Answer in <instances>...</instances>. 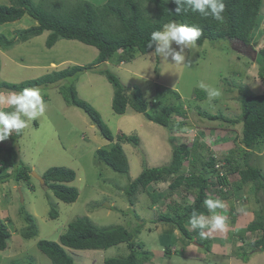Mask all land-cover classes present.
Wrapping results in <instances>:
<instances>
[{
    "label": "rangeland",
    "instance_id": "rangeland-1",
    "mask_svg": "<svg viewBox=\"0 0 264 264\" xmlns=\"http://www.w3.org/2000/svg\"><path fill=\"white\" fill-rule=\"evenodd\" d=\"M87 1L100 6L107 0ZM9 2L0 0V4ZM34 25L36 20L26 15L15 22L0 25V32L13 38L18 30ZM49 34L50 31H45L27 41H18L8 49L0 48V82L21 83L45 76L55 69L92 64L98 57L99 51L95 46L78 40L60 39L48 48L46 41ZM172 47L179 50L175 43ZM262 47L264 19L250 44L244 45L235 39H222L217 44L206 41L202 46L195 42L185 49L183 65L170 64L173 63L171 59L163 61L162 57L152 55L154 50L148 54L136 52L130 61L120 63L118 55H115L92 71L35 86L39 88L44 101L43 115L34 120L23 117L26 124L22 135L14 141L8 138L0 142L4 146H16L20 162L32 169L28 183L17 181L14 176L6 182H0V221L5 222L12 234L8 247L0 250V264H52L51 259L38 248V241L43 238L58 240L69 223L78 217H88L99 227L139 229L141 232L135 240L136 249L140 253L143 250L152 253L149 255L150 260L144 264H245L235 255L243 250L251 253L246 264H264V250L253 244L261 235V230L251 232L247 229L252 221L258 219L259 213L264 215V188L256 191L253 181L244 182L239 200L236 196L238 190L233 185L241 180L240 173L226 176L231 185L223 190L226 192L227 189L230 194L227 198H219L225 207L216 210L226 218V230L216 231L208 237L222 242L231 239V244L234 243L226 250L222 248L220 254L206 251L205 245L196 241L197 246L183 250L182 244L189 243L187 239L181 237L177 240L172 230L162 234L160 227L151 223L162 210L175 202H194L196 195L190 190L180 187L171 191L173 176L149 185L138 194L134 204H131L133 197L126 192L131 180H135L144 168L168 165L172 161L175 146L179 143L192 146L198 138L205 146L197 149L205 154L206 159L211 155L221 159L216 162L221 168L226 164L224 157L230 156L240 162L238 167L244 168V161L247 160L264 174V140L255 145L248 157L238 147L241 124L212 121L205 115L223 113L229 118L239 117L241 85L256 93L264 92V80L259 77L261 64L257 62ZM104 69L116 73L128 90L139 87L149 102V112L157 108L159 102L160 108L164 103L171 105L182 102L186 109L185 115H174L175 122L171 128H167L149 120L145 114L130 106L124 114H117L112 108L114 87L104 74L97 72ZM201 83L219 88L221 94L209 99L207 92L200 87ZM73 84L78 96L99 111L115 136L125 134L138 137V145L133 142L122 144L130 163L129 174L117 173L98 160L97 150L109 148L112 143L101 135L99 127L82 109L69 103L70 86ZM19 91L0 85V94L5 97ZM13 110L11 105L0 104V111ZM190 129H195L198 135L189 132ZM170 137H173V141ZM55 166L75 170L76 178L70 183L79 190L75 202L60 200L49 186L43 185L33 175L36 172L43 177L49 168ZM198 166L201 168L200 163ZM8 171L11 173L13 169L8 168ZM215 175V171L207 173L212 181L217 182V186H222ZM150 192L159 194L157 202H153ZM235 209L239 212H235ZM52 210L57 211V217L51 216ZM23 211L33 215L39 230L38 236L29 239L21 236L20 230L28 224L23 218ZM210 215L209 212L206 216ZM233 216L235 221L232 220ZM233 233L234 237L230 238ZM160 239L173 242L169 246V254L164 251ZM236 246L241 248L236 251ZM69 251L76 264H104L106 258L126 256L129 249L123 243L107 250ZM226 252L230 254L229 258L224 256Z\"/></svg>",
    "mask_w": 264,
    "mask_h": 264
},
{
    "label": "trees",
    "instance_id": "trees-1",
    "mask_svg": "<svg viewBox=\"0 0 264 264\" xmlns=\"http://www.w3.org/2000/svg\"><path fill=\"white\" fill-rule=\"evenodd\" d=\"M224 3V19L223 21H216L211 17H202L198 12L191 11L187 5H185L186 11L176 14L174 10L177 5L173 0H107L100 6L87 0H40L39 2L35 0H10L9 4H0V25L15 22L26 15L34 18L36 25L28 29L18 30L13 38H8L6 34L0 32V48L8 49L18 41H27L45 31H50L46 41L48 48L53 47L60 39H69L95 46L99 53L92 64H75L63 69H55L39 78L21 83L0 82V85L10 89L22 90L47 82L73 78L87 70L92 71L96 66L107 62L115 55H118L120 63L130 61L136 52L148 54L155 50V45L152 48L148 47L151 33L162 30L163 25L173 21L200 27L202 35L196 41L199 46H202L206 41L217 44L222 39H235L246 45L250 44L264 19L262 13L264 0H224ZM257 62L261 64L259 77L264 80V47L258 53ZM97 72L104 74L114 87L112 108L117 114H124L127 107L130 106L137 112L145 114L149 120L171 128L175 122L173 116H184L186 113L182 102L171 105L164 103L161 108L159 102V106L149 112V102L144 98L139 87L136 86L128 90L120 77L110 69ZM239 91L241 109L239 117L229 118L223 113L205 115L212 121L233 125L241 124L242 131L238 147L249 157L251 155L249 152L255 145L264 140V92H253L244 85L240 86ZM68 101L71 105L82 109L91 121L99 126L101 135L112 143L109 148L102 147L97 150L98 160L117 173L129 174L130 163L122 144L133 142L138 145V137L125 134L115 136L102 119L99 111L91 103L78 96L75 84L70 86ZM21 135L22 130L19 133L14 131L9 137L10 141L11 139L14 141ZM170 138L173 141V137ZM203 146L205 145L199 141V138L192 146L179 143L178 146L174 147L172 161L168 165L144 168L135 180H131L126 192L133 197L131 204H134L138 194L147 189L149 185L173 176V182L170 184L171 191L173 192L180 187L190 190L196 195L194 202L188 204L175 202L166 210H162L156 219L151 220V223L173 225L189 243L200 242L205 245L206 251L220 254L223 251L222 248L226 250L234 244L229 241L231 239H224L222 242V240L213 241L208 238L209 236L201 238L199 230L190 229L188 224L193 211L204 215L209 213L203 204L206 198H217V196L227 198L230 194L228 191L224 192L222 186H217V182L212 181L210 176H207L208 172L215 171V178L218 183L221 185L229 184L226 176L218 175L221 169L215 166L216 162L221 159L214 155L206 159L205 154L197 149ZM209 150L206 151L209 152ZM18 156L16 146L0 144V182H6L14 176L17 181L24 180L28 183L32 169L20 162ZM224 158L226 161L224 167L228 174L240 173L241 180L236 181L235 184L238 190L242 189L244 182L247 181H253L256 191L264 188V174L259 168L254 167L247 160L244 161L246 165L244 168L238 167L240 162L237 160L231 159L230 156ZM199 163L201 168L198 166ZM186 164L189 166L187 167ZM10 167L13 168L11 173L8 171ZM43 178H45L47 186L60 200L72 203L78 199L79 190L70 185L76 178L74 169L62 166L51 167L45 172ZM151 194L153 202H157L159 194L154 192ZM236 211L239 212L238 209H235ZM50 214L53 218L58 216L56 210H52ZM23 218L28 224L27 227L20 230L21 236L26 239L38 236L39 230L33 215L23 211ZM232 220L235 221L234 216ZM247 229L251 232L261 230V235L253 241V244L255 247H261L264 250V215L259 213L258 219L252 221ZM140 232L139 229L133 231L124 226L99 227L88 217H78L69 223L58 240L43 238L38 241L37 246L51 259L52 264H76L69 249L107 250L124 243L129 249L128 254L123 257L106 258L104 264H144L150 260L149 255L152 253L146 250L140 253L136 249L135 240ZM11 235V231L5 222L0 221V250H5L8 247ZM233 237L234 233L230 238ZM170 245H164L166 254L171 252ZM182 245L183 250L187 249L185 244ZM240 248L236 246L235 250ZM176 250L178 251V248ZM250 254L247 250H243L235 255L247 263ZM226 255L228 258L230 257L228 253L224 254V256Z\"/></svg>",
    "mask_w": 264,
    "mask_h": 264
},
{
    "label": "clouds",
    "instance_id": "clouds-1",
    "mask_svg": "<svg viewBox=\"0 0 264 264\" xmlns=\"http://www.w3.org/2000/svg\"><path fill=\"white\" fill-rule=\"evenodd\" d=\"M173 2L177 5L174 10L176 14L186 11L185 5H187V8L193 12H198L202 17H211L216 21H223L224 19V0H173ZM201 35L202 29L200 27L173 21L163 25L162 30L151 33L148 47L152 48L155 45L152 55L162 57L163 61L171 59L173 63L170 64L183 65L185 64V49L193 46ZM173 43L178 46L179 50L172 47ZM200 87L207 92L209 99H214L221 94L219 88H213L203 83L200 84ZM5 103L13 106L14 110L11 112L0 111V142L8 139L14 131L19 133L25 127L26 122L23 117L34 120L38 116L43 115L45 108L40 90L36 87L24 88L19 92L11 93L7 97L0 94V104ZM225 165L222 168L220 167L221 170L218 175H228L224 167ZM9 169L13 168L10 167ZM230 185L231 183L227 185L222 184V188L224 189ZM233 186L234 189L238 190L235 187L236 185ZM241 190H238L237 193L235 192L239 200ZM225 191L228 190L226 189ZM217 198H206L203 201L204 206L211 213L210 216L193 211L188 220L191 229L199 230L201 238H207L216 231L223 232L226 230V218L216 211L217 209H223L225 204L219 199V196ZM193 243L197 245L195 241ZM242 262L246 264V262Z\"/></svg>",
    "mask_w": 264,
    "mask_h": 264
},
{
    "label": "crops",
    "instance_id": "crops-1",
    "mask_svg": "<svg viewBox=\"0 0 264 264\" xmlns=\"http://www.w3.org/2000/svg\"><path fill=\"white\" fill-rule=\"evenodd\" d=\"M53 64V63H52ZM156 225V227L158 228V227H160L159 228V231H160V233H162V234H165L166 232H168V230L169 231H171L172 230V233L176 236V238H178L177 240H180L181 239V237H182V235L180 234V232L178 231V229L175 227V226H173V225H170V224H165V225H163L162 223H157V224H155ZM161 240V239H160ZM165 242H168V243H165ZM181 242H182V240H181ZM185 242V241H184ZM173 242H171L170 240H167V239H162L161 240V245H166V244H172ZM182 244V243H181ZM185 245L188 247V249H189V247H194V246H197L195 243H186L185 242ZM195 255H196V253L195 252H193Z\"/></svg>",
    "mask_w": 264,
    "mask_h": 264
},
{
    "label": "water",
    "instance_id": "water-1",
    "mask_svg": "<svg viewBox=\"0 0 264 264\" xmlns=\"http://www.w3.org/2000/svg\"><path fill=\"white\" fill-rule=\"evenodd\" d=\"M254 59H256V58H254ZM33 175H34L37 179H39L43 185H46V180H45V178H43L42 176L38 175L36 172H33Z\"/></svg>",
    "mask_w": 264,
    "mask_h": 264
},
{
    "label": "built area",
    "instance_id": "built-area-1",
    "mask_svg": "<svg viewBox=\"0 0 264 264\" xmlns=\"http://www.w3.org/2000/svg\"><path fill=\"white\" fill-rule=\"evenodd\" d=\"M189 132L194 133L195 136L198 135V132L195 129H192V130L190 129ZM216 167L220 168L221 165L217 164Z\"/></svg>",
    "mask_w": 264,
    "mask_h": 264
},
{
    "label": "bare ground",
    "instance_id": "bare-ground-1",
    "mask_svg": "<svg viewBox=\"0 0 264 264\" xmlns=\"http://www.w3.org/2000/svg\"><path fill=\"white\" fill-rule=\"evenodd\" d=\"M244 45H246V44H244ZM87 250H95V249H87ZM100 250V249H99Z\"/></svg>",
    "mask_w": 264,
    "mask_h": 264
}]
</instances>
